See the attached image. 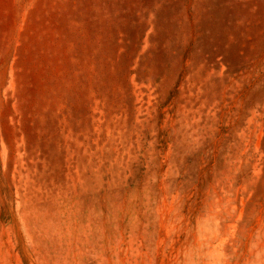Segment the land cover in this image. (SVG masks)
I'll use <instances>...</instances> for the list:
<instances>
[{"label":"rangeland","instance_id":"rangeland-1","mask_svg":"<svg viewBox=\"0 0 264 264\" xmlns=\"http://www.w3.org/2000/svg\"><path fill=\"white\" fill-rule=\"evenodd\" d=\"M0 264H264V0H0Z\"/></svg>","mask_w":264,"mask_h":264}]
</instances>
